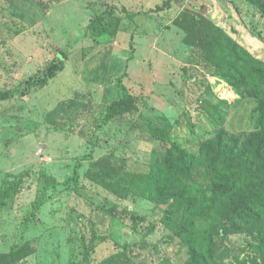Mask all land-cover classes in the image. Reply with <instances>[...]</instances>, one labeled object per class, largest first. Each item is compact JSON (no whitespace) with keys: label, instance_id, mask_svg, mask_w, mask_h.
Returning a JSON list of instances; mask_svg holds the SVG:
<instances>
[{"label":"rangeland","instance_id":"rangeland-1","mask_svg":"<svg viewBox=\"0 0 264 264\" xmlns=\"http://www.w3.org/2000/svg\"><path fill=\"white\" fill-rule=\"evenodd\" d=\"M162 1L0 0V93L9 92L0 97V192L8 175H24L0 207V253L34 247L15 264H97L117 254L113 264L187 261L137 187L155 144L150 125L195 155L222 128L219 115L232 131L251 128L249 102L215 75L184 26L190 13L203 14L264 61V16L248 0H185L155 11ZM94 19L109 32L91 35ZM120 83L136 107L104 121ZM97 164L115 173L121 195L85 175ZM43 174L57 184L34 210ZM252 239L228 233L215 263L259 261Z\"/></svg>","mask_w":264,"mask_h":264},{"label":"trees","instance_id":"trees-1","mask_svg":"<svg viewBox=\"0 0 264 264\" xmlns=\"http://www.w3.org/2000/svg\"><path fill=\"white\" fill-rule=\"evenodd\" d=\"M185 0H163L155 11L169 9ZM264 16V0H248ZM93 36L109 32V26L94 19L87 26ZM190 44L198 47L215 75L235 88L249 106L252 127L235 132L225 127L224 116H218L222 128L202 142L198 155L178 144L164 128L150 125L154 139L146 172L138 179L139 194L159 210L160 221L170 231V240L179 239L186 248L184 264H216L218 240L228 233L252 235L248 245L259 258L252 264H264V61L256 58L233 39L222 26L200 13H190L184 26ZM60 52V51H59ZM62 54V53H61ZM55 70L63 65L55 62ZM29 85L32 79H29ZM47 78L37 81L43 87ZM122 96L105 106L103 120L133 110L135 99L123 85ZM30 87V86H29ZM28 88L24 93H29ZM9 92L0 93L7 97ZM225 103L226 102H222ZM100 164V163H99ZM85 175L114 194H122L115 173L104 166ZM74 179L78 178L77 169ZM24 175H8L0 192V207L14 191L19 190ZM57 184L47 174L38 177L34 210L40 209L49 186ZM153 230V227H150ZM32 242L0 253V264H15L33 252ZM121 254L115 255L119 259ZM114 255L97 264H113Z\"/></svg>","mask_w":264,"mask_h":264},{"label":"water","instance_id":"water-1","mask_svg":"<svg viewBox=\"0 0 264 264\" xmlns=\"http://www.w3.org/2000/svg\"><path fill=\"white\" fill-rule=\"evenodd\" d=\"M42 149V148H41Z\"/></svg>","mask_w":264,"mask_h":264}]
</instances>
